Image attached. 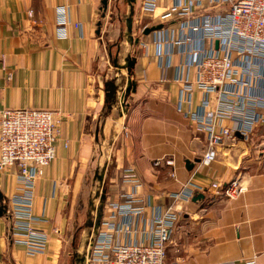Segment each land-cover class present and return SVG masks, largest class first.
Listing matches in <instances>:
<instances>
[{"label": "crops", "instance_id": "crops-1", "mask_svg": "<svg viewBox=\"0 0 264 264\" xmlns=\"http://www.w3.org/2000/svg\"><path fill=\"white\" fill-rule=\"evenodd\" d=\"M111 1L103 11L101 0H0V111H51L60 119L61 132L56 157L34 187L33 212L49 237L44 254L29 256L13 244L7 200L15 191L17 169L0 173V264H61L68 240L75 251L80 214L74 202L93 171V180L106 192L95 220L89 218L93 208L83 216L88 252L101 223L113 213L111 205L124 202L121 195L131 191L122 182L128 168L141 183L136 199L144 212L136 218L138 231L170 206L181 211L167 244V264L175 259L180 264H264V127L249 139L236 134L235 141L218 149L212 164L202 165L205 137L177 109L175 69L162 73L157 66L153 32L141 33L130 47L126 40L117 41L123 19L112 13L118 6ZM169 5L171 0H159L157 14ZM59 7L67 9L70 22L65 39L55 34ZM137 10L140 31L161 25L142 15L140 0ZM177 23L166 26L172 29ZM117 42L120 65L126 56L134 60L130 71H111L110 48ZM181 60V54L174 55L173 65ZM123 95L126 101L120 105ZM196 104L195 96L192 110ZM235 179L245 188L235 199L212 188ZM189 186L190 200L173 204L172 195ZM131 238L150 243L140 232L115 234L114 243Z\"/></svg>", "mask_w": 264, "mask_h": 264}, {"label": "built area", "instance_id": "built-area-1", "mask_svg": "<svg viewBox=\"0 0 264 264\" xmlns=\"http://www.w3.org/2000/svg\"><path fill=\"white\" fill-rule=\"evenodd\" d=\"M158 2L140 0V11L162 25L153 32L157 66L162 73L175 69L174 82L180 86L177 109L204 135L207 148L200 163L208 166L221 146L236 140V134L249 139L264 127V0H171L157 14ZM55 14L56 37L65 39L70 23L67 9L59 7ZM170 22L178 25L169 29ZM176 54L183 60L173 65ZM195 96L197 107L192 110ZM60 134V119L51 111H0V173L17 169L15 191L7 200L9 233L13 244L29 256L44 254L48 246L49 237L38 228L41 219L33 212V196L37 178L56 157ZM122 182L131 191L121 195L124 202L111 205L113 213L101 223L103 229L93 240L86 263L167 264V244L181 211L170 206L138 231L136 218L144 212L136 199L141 183L130 168L122 171ZM212 188L226 199L245 191L239 179ZM192 192L190 186L184 187L172 195V203L189 201ZM117 216L124 221L116 223ZM137 232L140 237L147 235L150 243L135 238L114 243L115 234Z\"/></svg>", "mask_w": 264, "mask_h": 264}, {"label": "rangeland", "instance_id": "rangeland-1", "mask_svg": "<svg viewBox=\"0 0 264 264\" xmlns=\"http://www.w3.org/2000/svg\"><path fill=\"white\" fill-rule=\"evenodd\" d=\"M139 0H133L132 2H128L126 0H112L111 3L114 5H117L118 7H114L112 9V13L117 17L120 16L123 21L118 25L120 27L119 29V43L123 40L127 46H131L132 42L134 41L133 39H139L141 37L142 31L141 29V24L139 20V15H138V10H137V2ZM112 14V17L114 15ZM144 19V18H143ZM130 23V30H128V24ZM115 25H117L115 23ZM126 33V35H124ZM120 35L123 37H120ZM128 40H127V38ZM117 42L114 46L110 48V57L112 58V61L114 60L115 62V67L111 70L115 72L117 69L121 70L128 65L130 61L133 59L130 56H126V59L124 58V65H120L121 62V55L120 57H116V46L119 45ZM109 45V46H110ZM124 46L119 47L118 53H122L124 50ZM129 52L130 48H129ZM108 66H111L110 63ZM116 68V69H115ZM125 96L123 95L120 100V105L125 104ZM93 171L91 173H88V178L86 181V187L82 190L81 193L75 198V205L78 209V213L80 214V217L78 218L77 221V234L74 236V241L75 244L73 248H76L75 251H72V247L70 246V240L67 241V245L65 249L61 253V264H85V261L83 262L84 256L86 255V248L89 244V238L85 236L86 234H83L82 229L84 226V221L85 219V213H88L89 210L92 208L94 209L93 214L89 215V218H93L92 220H95L94 214H98L99 208L101 206V196L104 193L105 196V189L106 186L101 184L96 180H93ZM105 198H103V205H104ZM96 210V211H95ZM75 229V228H74ZM92 240V239H91Z\"/></svg>", "mask_w": 264, "mask_h": 264}, {"label": "water", "instance_id": "water-1", "mask_svg": "<svg viewBox=\"0 0 264 264\" xmlns=\"http://www.w3.org/2000/svg\"><path fill=\"white\" fill-rule=\"evenodd\" d=\"M101 4H102V10L103 11H106V8H107V4H108V0H101ZM162 28V25H157V26H153V27H150V28H145L143 31H142V35L143 36H146L148 34H150L151 32H154L156 30H160ZM128 30H130V23L128 24ZM137 41H135V43H137ZM217 45V43H216ZM134 66V60L130 61L128 63V65H126V68L128 69V71H130ZM199 197H196L194 200H198ZM100 221H98V224H99Z\"/></svg>", "mask_w": 264, "mask_h": 264}, {"label": "trees", "instance_id": "trees-1", "mask_svg": "<svg viewBox=\"0 0 264 264\" xmlns=\"http://www.w3.org/2000/svg\"><path fill=\"white\" fill-rule=\"evenodd\" d=\"M110 86L113 87V95H114V92L116 91V87L113 86V83H110Z\"/></svg>", "mask_w": 264, "mask_h": 264}, {"label": "flooded vegetation", "instance_id": "flooded-vegetation-1", "mask_svg": "<svg viewBox=\"0 0 264 264\" xmlns=\"http://www.w3.org/2000/svg\"><path fill=\"white\" fill-rule=\"evenodd\" d=\"M133 0H129V3L132 2Z\"/></svg>", "mask_w": 264, "mask_h": 264}]
</instances>
